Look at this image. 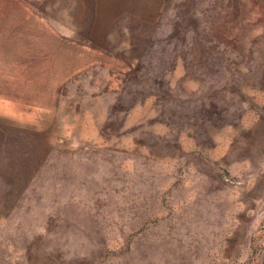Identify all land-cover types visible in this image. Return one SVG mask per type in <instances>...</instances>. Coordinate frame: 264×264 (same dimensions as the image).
I'll return each instance as SVG.
<instances>
[{"label": "rangeland", "instance_id": "rangeland-1", "mask_svg": "<svg viewBox=\"0 0 264 264\" xmlns=\"http://www.w3.org/2000/svg\"><path fill=\"white\" fill-rule=\"evenodd\" d=\"M102 2L0 0V264H260L264 0Z\"/></svg>", "mask_w": 264, "mask_h": 264}, {"label": "crops", "instance_id": "crops-1", "mask_svg": "<svg viewBox=\"0 0 264 264\" xmlns=\"http://www.w3.org/2000/svg\"><path fill=\"white\" fill-rule=\"evenodd\" d=\"M15 1H17V0H15ZM78 1L79 2L84 1L85 3H86V1L88 2L87 7H89L88 8V14H89L90 24H91L89 27L88 33L90 35H92L93 32L97 33V34L100 33V35H104V3L102 2L103 0H78ZM102 23H103V27L101 26ZM9 24H11L12 26L8 27V32H10V33L13 32V34L19 33L18 31L16 32V30L19 29V28H17L19 23H13V24L9 23ZM1 29H3V28H1ZM53 35L59 38V35L56 34L55 32L53 33ZM87 38H89V37H87ZM4 41L5 40L2 39V42H4ZM63 42H65V41H63ZM82 43H83L82 47L88 46L92 49L98 50L99 53L104 52V49H103L104 47H102L99 44L94 43V41H92L91 38H89V40L86 38H83ZM99 56L101 57L100 54H99ZM261 146H262L261 150L263 152L264 151V143L263 142H262ZM262 160H263V158H262ZM262 167H263V169H262L260 174H259L256 167L251 168L252 176H251V181H250L249 185L246 187V194L250 195V197H251L252 209L255 208L256 205H258V202H260L261 208L263 209V210L261 209V216L264 217V163H263V161H262ZM253 214L255 215V213H253ZM259 260H260V264H264V245L262 246Z\"/></svg>", "mask_w": 264, "mask_h": 264}]
</instances>
